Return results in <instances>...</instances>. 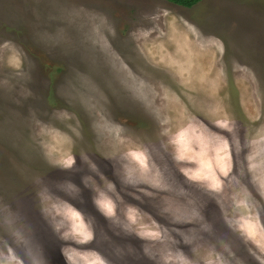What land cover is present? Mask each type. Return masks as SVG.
Returning a JSON list of instances; mask_svg holds the SVG:
<instances>
[{"label": "rangeland", "instance_id": "obj_1", "mask_svg": "<svg viewBox=\"0 0 264 264\" xmlns=\"http://www.w3.org/2000/svg\"><path fill=\"white\" fill-rule=\"evenodd\" d=\"M0 264H264V0H0Z\"/></svg>", "mask_w": 264, "mask_h": 264}, {"label": "trees", "instance_id": "obj_2", "mask_svg": "<svg viewBox=\"0 0 264 264\" xmlns=\"http://www.w3.org/2000/svg\"><path fill=\"white\" fill-rule=\"evenodd\" d=\"M166 1L176 6L191 8L192 6L199 3L201 0H166Z\"/></svg>", "mask_w": 264, "mask_h": 264}, {"label": "flooded vegetation", "instance_id": "obj_3", "mask_svg": "<svg viewBox=\"0 0 264 264\" xmlns=\"http://www.w3.org/2000/svg\"><path fill=\"white\" fill-rule=\"evenodd\" d=\"M201 2H203V0H201L199 3H201ZM199 3H197L196 5H198ZM196 5H194V6H196ZM194 6H192L191 8H193ZM182 8H184V7H182Z\"/></svg>", "mask_w": 264, "mask_h": 264}]
</instances>
